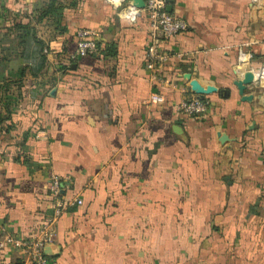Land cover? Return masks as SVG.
Returning <instances> with one entry per match:
<instances>
[{
	"label": "crops",
	"instance_id": "crops-1",
	"mask_svg": "<svg viewBox=\"0 0 264 264\" xmlns=\"http://www.w3.org/2000/svg\"><path fill=\"white\" fill-rule=\"evenodd\" d=\"M167 5L187 22L160 43L169 85L150 81L144 12L0 0V236L36 229L56 179L83 199L57 221L62 264H264V92L233 83L241 45L264 62V19L250 0ZM80 28L98 48L69 61ZM186 73L218 88L201 117L177 110L196 95ZM17 259L0 247V264Z\"/></svg>",
	"mask_w": 264,
	"mask_h": 264
},
{
	"label": "built area",
	"instance_id": "built-area-1",
	"mask_svg": "<svg viewBox=\"0 0 264 264\" xmlns=\"http://www.w3.org/2000/svg\"><path fill=\"white\" fill-rule=\"evenodd\" d=\"M107 1L111 3L118 15L131 21H135L143 12L147 15L150 26V43L147 47L145 66L149 69L150 81L152 83L172 84V81L161 70L170 52L164 50L160 43L163 39L185 29L187 27L186 20L167 9V0H144L143 6H138L131 0ZM250 1L258 10H260L259 6L264 4V0ZM76 33V48L69 53V61L94 52L98 48L96 39L86 37L91 33L89 29L80 28ZM252 57L253 51L248 48V43L241 45L237 52L236 72L241 75L243 70H251L254 77L250 83H255L264 90V62L255 67L252 64ZM149 98L151 101H160L163 99V95L159 91H153ZM177 110L187 115L201 117L207 113L208 100L205 97H199L197 94L184 97L177 104ZM50 189L53 197L51 210L45 214L43 220L40 221L32 233L20 235L16 232L7 231L5 226L1 227L0 247L8 245L18 252V259L14 264H62L55 253H46L44 246L55 243L56 225L59 216L69 205L81 204L83 199L79 194L67 200L61 199L60 185L56 179L51 184Z\"/></svg>",
	"mask_w": 264,
	"mask_h": 264
},
{
	"label": "water",
	"instance_id": "water-1",
	"mask_svg": "<svg viewBox=\"0 0 264 264\" xmlns=\"http://www.w3.org/2000/svg\"><path fill=\"white\" fill-rule=\"evenodd\" d=\"M134 4L138 5V6H143L144 5V0H131ZM168 1V0H167ZM167 9L169 11H171V7L170 5H167ZM237 73V72H236ZM186 78L189 79V84H190V88L192 91H194L199 97L203 98L205 97L206 93H209L211 91H217L218 88L217 86L213 85V84H206L203 85L202 83H200V81H198L196 78H191L189 73L185 74ZM253 79V72L251 70H245L242 73V77L241 75L237 76L233 83L236 85V87L238 88L239 92L244 93L245 94V90L247 85L252 82ZM223 90V89H222ZM221 90V91H222ZM247 96L251 97L252 93L247 94ZM55 251H54V250ZM44 251L46 253H56L58 252V247L55 246L54 243L52 244H46L44 246Z\"/></svg>",
	"mask_w": 264,
	"mask_h": 264
},
{
	"label": "trees",
	"instance_id": "trees-1",
	"mask_svg": "<svg viewBox=\"0 0 264 264\" xmlns=\"http://www.w3.org/2000/svg\"><path fill=\"white\" fill-rule=\"evenodd\" d=\"M54 1H48V3H47V5L46 6H44V14L43 15H49L50 13L51 14H54V13H56V7L58 6V3L56 4V6L52 9H50V7H52L54 4ZM42 15V16H43Z\"/></svg>",
	"mask_w": 264,
	"mask_h": 264
},
{
	"label": "rangeland",
	"instance_id": "rangeland-1",
	"mask_svg": "<svg viewBox=\"0 0 264 264\" xmlns=\"http://www.w3.org/2000/svg\"><path fill=\"white\" fill-rule=\"evenodd\" d=\"M259 13L262 15L263 19H264V4H262L261 6H259ZM260 89V88H259ZM262 89V88H261ZM259 92H264V90L262 89V91L259 90Z\"/></svg>",
	"mask_w": 264,
	"mask_h": 264
},
{
	"label": "bare ground",
	"instance_id": "bare-ground-1",
	"mask_svg": "<svg viewBox=\"0 0 264 264\" xmlns=\"http://www.w3.org/2000/svg\"><path fill=\"white\" fill-rule=\"evenodd\" d=\"M244 71V70H243ZM242 72V71H241ZM243 73V72H242Z\"/></svg>",
	"mask_w": 264,
	"mask_h": 264
}]
</instances>
